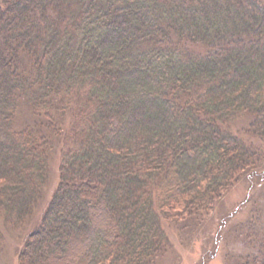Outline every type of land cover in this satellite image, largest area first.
<instances>
[{"label": "trees", "instance_id": "obj_1", "mask_svg": "<svg viewBox=\"0 0 264 264\" xmlns=\"http://www.w3.org/2000/svg\"><path fill=\"white\" fill-rule=\"evenodd\" d=\"M20 97L34 125L17 126ZM242 114L264 134L258 0L0 1L5 225L30 217L48 136L60 144L58 185L18 264H155L163 219L209 213L256 164L226 128Z\"/></svg>", "mask_w": 264, "mask_h": 264}, {"label": "rangeland", "instance_id": "obj_2", "mask_svg": "<svg viewBox=\"0 0 264 264\" xmlns=\"http://www.w3.org/2000/svg\"><path fill=\"white\" fill-rule=\"evenodd\" d=\"M258 1L264 6V0ZM193 48L203 51L201 46ZM252 119L248 114L239 115L226 128L257 152L254 167L222 193L209 213L181 221L163 219L168 241L155 264H264V134L249 130ZM15 121L17 126L38 121L23 97L17 101ZM53 138L48 136L47 177L32 214L16 227L0 219V264H18L19 248L38 224L58 185L60 144Z\"/></svg>", "mask_w": 264, "mask_h": 264}]
</instances>
